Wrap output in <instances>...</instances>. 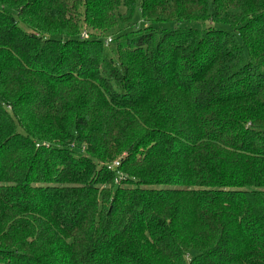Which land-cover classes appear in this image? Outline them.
<instances>
[{"label": "trees", "instance_id": "obj_1", "mask_svg": "<svg viewBox=\"0 0 264 264\" xmlns=\"http://www.w3.org/2000/svg\"><path fill=\"white\" fill-rule=\"evenodd\" d=\"M0 264H264V0H0Z\"/></svg>", "mask_w": 264, "mask_h": 264}, {"label": "rangeland", "instance_id": "obj_2", "mask_svg": "<svg viewBox=\"0 0 264 264\" xmlns=\"http://www.w3.org/2000/svg\"><path fill=\"white\" fill-rule=\"evenodd\" d=\"M121 12H124V10L122 9ZM179 24H182V25H189L190 24H187V23H179ZM132 28L134 29H144L145 27L148 26V24L142 19V16H141V11L140 9L138 8L135 12V15H134V19H133V23H132ZM155 28H157L158 30H165V29H172L175 27V24L173 23H166V24H160V25H154Z\"/></svg>", "mask_w": 264, "mask_h": 264}, {"label": "built area", "instance_id": "obj_3", "mask_svg": "<svg viewBox=\"0 0 264 264\" xmlns=\"http://www.w3.org/2000/svg\"><path fill=\"white\" fill-rule=\"evenodd\" d=\"M81 37L83 38V39H89L90 38V35L86 32V31H83L82 32V34H81ZM112 43V39L111 38H109V39H107V41H106V44L107 45H110ZM120 167V163H119V161H115L111 166H109V169L111 170H116V169H118Z\"/></svg>", "mask_w": 264, "mask_h": 264}]
</instances>
